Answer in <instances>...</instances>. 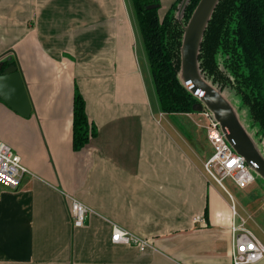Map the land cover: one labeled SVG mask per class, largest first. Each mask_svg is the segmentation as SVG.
I'll return each mask as SVG.
<instances>
[{"label":"crops","instance_id":"1","mask_svg":"<svg viewBox=\"0 0 264 264\" xmlns=\"http://www.w3.org/2000/svg\"><path fill=\"white\" fill-rule=\"evenodd\" d=\"M159 2L161 19L176 0ZM132 8L131 0H0V76L17 68L31 109L23 117L0 99V141L31 173L17 190L0 184V264H231L233 222L264 246L261 192L240 205L246 217L236 207L233 215V197L229 205L203 171L209 156L197 130L180 115L149 114L132 67ZM75 90L96 129L79 151ZM67 196L90 210L81 228ZM114 225L151 248L113 243Z\"/></svg>","mask_w":264,"mask_h":264},{"label":"trees","instance_id":"2","mask_svg":"<svg viewBox=\"0 0 264 264\" xmlns=\"http://www.w3.org/2000/svg\"><path fill=\"white\" fill-rule=\"evenodd\" d=\"M199 1L189 0L178 20L180 0L161 19L159 0H131L160 110L166 115L193 114L199 104L180 79L183 27ZM197 60L206 82L239 98L264 141V0H219L205 28ZM95 134L85 101L75 90L73 151L81 150Z\"/></svg>","mask_w":264,"mask_h":264},{"label":"water","instance_id":"3","mask_svg":"<svg viewBox=\"0 0 264 264\" xmlns=\"http://www.w3.org/2000/svg\"><path fill=\"white\" fill-rule=\"evenodd\" d=\"M188 1L180 0L176 14L178 20H181ZM218 1L200 0L189 22L183 27L180 79L186 89L199 101V104L194 107V112L208 110L227 143L236 154L245 159L250 170L264 182L263 151L256 146L253 135L243 123L241 115L227 95L206 82L199 72L197 58L200 43ZM0 99L21 116H29L31 109L26 90L14 66H8L2 71Z\"/></svg>","mask_w":264,"mask_h":264},{"label":"built area","instance_id":"4","mask_svg":"<svg viewBox=\"0 0 264 264\" xmlns=\"http://www.w3.org/2000/svg\"><path fill=\"white\" fill-rule=\"evenodd\" d=\"M204 115L208 123L204 126V134L211 147V154L203 164V170L211 181L220 187L230 199L231 194L223 185L224 180H230L239 190L246 189L254 182V177L245 159L236 154L227 143L218 124L212 119L208 110ZM31 175L22 164L21 158L10 146L0 141V184L9 190H17L22 178ZM69 202V213L73 228L84 226L89 208L75 198L66 197ZM232 214L235 215V206L231 205ZM195 223L203 222L196 217ZM232 246L230 251L231 264H253L264 258V246L245 228L244 223L231 224ZM111 241L116 244L134 246L139 251L151 248L148 239L139 238L130 232L112 227Z\"/></svg>","mask_w":264,"mask_h":264},{"label":"rangeland","instance_id":"5","mask_svg":"<svg viewBox=\"0 0 264 264\" xmlns=\"http://www.w3.org/2000/svg\"><path fill=\"white\" fill-rule=\"evenodd\" d=\"M131 10H132L131 11L132 17L134 18V15H135L133 13L134 9L132 8ZM160 17H163V16H160ZM134 28H135L134 30L135 37H134V42L132 43V48H131L132 67L134 69L135 74H137L139 78L141 88L143 90L145 89V91L147 92V96H148L147 108L149 110V114L151 110L153 115L155 114V115H158L157 117H159L160 106H159V102L157 99V94L155 91L153 79L151 77L149 64L146 58V53H145L144 45L142 42V38L138 30V24L136 23V19L134 22ZM224 93L227 95L229 100L232 102L233 106L237 108L239 114L241 115L243 123L246 125L249 132L253 135V139L255 141L256 146L259 148L260 151H263L264 141L261 139L260 135L257 134L256 127L253 126L252 122L250 121L246 108L241 104V102L239 101V98L236 97L232 92L227 91L226 93V91H224ZM204 113H205V109H203L202 111L198 113L196 112V113L188 114V115L187 114L180 115L177 117V120L179 121L181 125L185 126L186 128H189V130H191V128L192 129L195 128L194 129L195 131L197 130V132L201 136V139L199 138L200 136H197L198 141L199 139L202 140L201 142L203 145V146L200 145V147L204 149L205 151H207V157H208L211 154V149L204 139V136H205L204 126H206V124L208 123V119L204 115ZM164 121L166 122L167 120H164ZM198 133H193V134L197 135ZM185 146L187 147V145ZM252 174L254 177L253 184L243 190H239L238 188H236L230 180L223 181L224 187L227 189V191L231 194V196L234 199V204H235L237 213L239 215H243V217H246V215L244 213H241L242 212L240 209L241 204L242 205L248 204V203L250 204L252 196H254V194L258 192H261L260 194L264 198V182L255 173L252 172ZM211 183L214 184L212 181ZM216 189L225 196L226 200L228 201L227 203H229L230 205L231 200L229 196L220 187L217 186ZM251 222L253 221H247L246 227L252 226Z\"/></svg>","mask_w":264,"mask_h":264}]
</instances>
